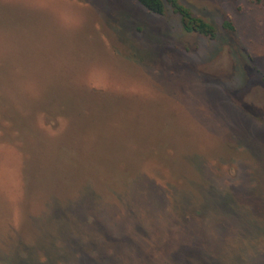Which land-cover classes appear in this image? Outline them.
I'll return each instance as SVG.
<instances>
[{"label": "rangeland", "instance_id": "1", "mask_svg": "<svg viewBox=\"0 0 264 264\" xmlns=\"http://www.w3.org/2000/svg\"><path fill=\"white\" fill-rule=\"evenodd\" d=\"M180 1L0 0V264H264V6Z\"/></svg>", "mask_w": 264, "mask_h": 264}, {"label": "trees", "instance_id": "2", "mask_svg": "<svg viewBox=\"0 0 264 264\" xmlns=\"http://www.w3.org/2000/svg\"><path fill=\"white\" fill-rule=\"evenodd\" d=\"M149 13L164 16L167 12H171L178 18V22L184 33H196L210 41H218L220 38V30L227 33H235V24L229 17H225L221 28L214 22L208 21L198 16L190 7L182 3L180 0H136ZM254 3L264 6V0H252ZM120 22V21H119ZM117 29H127L123 23L117 25Z\"/></svg>", "mask_w": 264, "mask_h": 264}]
</instances>
